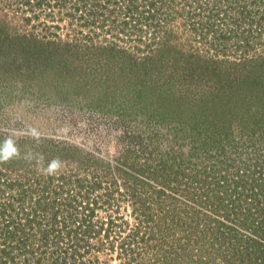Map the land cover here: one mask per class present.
<instances>
[{"label": "rangeland", "instance_id": "374dc122", "mask_svg": "<svg viewBox=\"0 0 264 264\" xmlns=\"http://www.w3.org/2000/svg\"><path fill=\"white\" fill-rule=\"evenodd\" d=\"M8 142L0 264H264V0H0Z\"/></svg>", "mask_w": 264, "mask_h": 264}, {"label": "clouds", "instance_id": "9594fccd", "mask_svg": "<svg viewBox=\"0 0 264 264\" xmlns=\"http://www.w3.org/2000/svg\"><path fill=\"white\" fill-rule=\"evenodd\" d=\"M13 151H14V149H12L11 143L8 142L6 144V146L4 147V149H3V156H0V158L7 159L13 153ZM56 167H57V163L56 162H53L50 165L49 171L54 170Z\"/></svg>", "mask_w": 264, "mask_h": 264}, {"label": "trees", "instance_id": "16d2710c", "mask_svg": "<svg viewBox=\"0 0 264 264\" xmlns=\"http://www.w3.org/2000/svg\"><path fill=\"white\" fill-rule=\"evenodd\" d=\"M236 212V214H237V211H235ZM230 215H233V213H231ZM8 224H10V222H8ZM3 252L5 253V255L3 256L2 255V257L3 258H5V257H9L10 258V261H9V263H11V264H15V258L13 257L14 256V254L11 256L10 254H11V252L10 251H8V249H6V248H4V250H3ZM11 256V257H10ZM4 262H5V264H7V260L6 259H4Z\"/></svg>", "mask_w": 264, "mask_h": 264}]
</instances>
